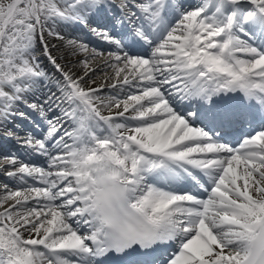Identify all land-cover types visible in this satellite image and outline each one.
<instances>
[{"label": "snow or ice", "instance_id": "6c2138e0", "mask_svg": "<svg viewBox=\"0 0 264 264\" xmlns=\"http://www.w3.org/2000/svg\"><path fill=\"white\" fill-rule=\"evenodd\" d=\"M0 138V264H264V0H0Z\"/></svg>", "mask_w": 264, "mask_h": 264}, {"label": "bare ground", "instance_id": "6f19581e", "mask_svg": "<svg viewBox=\"0 0 264 264\" xmlns=\"http://www.w3.org/2000/svg\"><path fill=\"white\" fill-rule=\"evenodd\" d=\"M102 15H97L96 17L93 18V24L94 25H97L96 24V20L95 19H98L101 24L99 26H103L104 24H108L109 26L111 25V21L109 20L108 23H106L105 19L101 18ZM76 27H65L63 28V32L68 34V35H71V36H78L80 37L82 40H85L87 41L91 47H94L96 48L97 50H100V51H108L110 50L108 46H103L104 43H101L99 40L97 39H92V38H89L87 37L85 33H83V31H80V29L76 28ZM77 31H79V33H77ZM51 40V43L52 45L55 46V50L57 51V54L61 55L64 57V63L70 67V68H73V71H75V73L77 75H82V70L80 68V65H79V61L82 59V56H74V55H71L70 53H68L64 46H63V42L60 41V40H55V39H51V38H48ZM38 53H42L40 49L37 50ZM96 67L102 69L101 71H97L95 73L94 76H92V79H95L97 81V83L99 84L105 75H108L110 76L111 75V70L110 69H107L105 68L103 65L101 64H97L95 65ZM91 75V74H90ZM85 83H89V80L86 78L85 80ZM100 95H103V96H110V95H114V92L111 88H105V90L103 92L100 93ZM122 98V97H121ZM105 114H107V112H105ZM33 116V115H32ZM36 116V115H35ZM34 121L36 123H38V120L34 117ZM120 122V121H118ZM34 127H36L38 130H35V129H30V133L33 134V135H38V136H41L44 131L46 130V125L44 124V127H38V124L37 126L34 125ZM65 127H69L68 124H65ZM34 131V132H32ZM2 145V146H1ZM7 147L9 146L10 147V150L9 152H18V150H16L13 146L10 145V142L8 140H3V139H0V155H6V150H4V147ZM27 155V154H26ZM21 158L25 159L26 161H31L32 163L36 164L37 166H39V162L38 161H33L30 157H23L21 156ZM42 163V162H41ZM1 174V173H0ZM33 183H36L38 184L39 186H42L38 181H32ZM0 183H6L5 181V178L0 175ZM30 183V182H29ZM4 193L3 192H0V195H3ZM37 203H40L41 206L43 205L44 201L41 200V201H34V202H30V207H34L36 206Z\"/></svg>", "mask_w": 264, "mask_h": 264}, {"label": "rangeland", "instance_id": "374dc122", "mask_svg": "<svg viewBox=\"0 0 264 264\" xmlns=\"http://www.w3.org/2000/svg\"><path fill=\"white\" fill-rule=\"evenodd\" d=\"M76 30V28H75ZM77 33H79V31H77ZM42 52V51H41ZM37 56L40 57V63L41 65L44 67V69L46 70L47 65L49 64L48 61L45 59V57L42 55V53H38V51H36ZM50 70H49V75L52 77H55V72L54 70L51 68V66L49 65Z\"/></svg>", "mask_w": 264, "mask_h": 264}]
</instances>
